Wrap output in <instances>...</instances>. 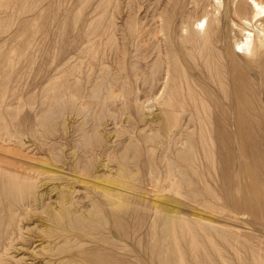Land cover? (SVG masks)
<instances>
[{"label":"rangeland","instance_id":"1","mask_svg":"<svg viewBox=\"0 0 264 264\" xmlns=\"http://www.w3.org/2000/svg\"><path fill=\"white\" fill-rule=\"evenodd\" d=\"M28 1V8H24L22 0H0V125L3 128L5 123L11 132L27 129L26 135L20 140L17 139V143L23 145L21 148L26 149L25 152L35 154V158H47L48 163H32L43 172L39 174L34 193L25 194L21 196L23 199H20L15 187L0 191V230L9 221L7 211L3 208L5 203L31 204L28 215L22 218L17 212L10 215L13 221L9 224L8 234L15 239V246L5 253L4 248L0 246V264H101V261L110 264H178L179 254L168 233L162 230L163 219L155 227L150 226L149 217L139 224L136 223L143 208L142 199L138 196L153 195L154 188L148 178L149 164L155 163L154 166L162 169L161 155L167 141L158 145L156 141L152 142L157 156L148 157L143 145L147 137L163 139V134L158 136L151 132L150 128H178L180 122L191 128H197L199 125L190 112L191 105H187L190 104L188 98L185 101L186 109L177 114V119L172 120L168 117L172 108L170 102L157 104L149 100L147 104L142 95L151 88L155 94V91L161 88V70L154 73L152 68L157 67L159 63L157 45L163 37L162 33L157 34V29L166 19L175 23L173 25L176 36L184 38L177 40L180 48L175 57L179 65L185 67L188 79L195 81V90L199 91L203 86L204 68L200 60L190 57L187 49L190 45L186 41V35L190 25L202 13V6L208 1L214 3V0H112L108 11L101 7L105 27L110 23L111 29L116 32L117 42L112 45L106 44V40L101 39L97 33L101 26L97 22L99 16L95 12L97 5H92V2L97 3L100 0H91L78 17H75L77 10L74 4L79 9L81 0ZM214 6L221 12L224 11L223 4L220 7L216 3L209 5L208 10L213 11L210 7L214 9ZM230 15L231 13L227 18L229 21L221 16L225 18H222L223 22L221 20L222 36L227 34L222 38L220 46L225 51L234 46V39L242 37L244 29L257 33L253 27L244 23L249 14L242 17L233 13ZM213 16L216 17L217 14ZM135 29L137 32L133 36ZM172 56L163 58L170 63ZM247 58L242 53L227 57V63H230V91L236 86L242 91V95L245 93L248 97V101L242 99L237 108L229 114L230 122L233 121L231 124L234 126L238 122L240 128H228L237 132L242 129V136L252 126L264 131V104H259L257 97L253 96L254 91H249L253 88L250 79L254 75L257 86L261 88L260 92L264 91V72L261 73L260 82L256 74L262 70L254 67L251 71L247 65L250 58ZM103 67H107L108 71L102 80L100 74ZM127 74L129 78L124 80ZM55 81L58 82L57 86H54ZM128 81L129 88L134 87L136 91V88L140 87V99L136 101L134 98V101L126 100L124 96L109 97V87L119 93L122 86L127 88ZM98 82H102L100 86L97 85ZM58 91L59 95L56 93ZM217 95L219 96L218 92ZM105 98L108 99L101 105ZM219 98L220 100H217L214 95V98L209 99V105L220 106L222 99L220 96ZM261 98L264 103V95ZM231 100V106L234 107L235 97ZM214 109V113L208 111L207 115L203 116L211 127L216 118H222L221 112ZM219 127L221 128H216ZM2 154L5 155L0 151V157ZM13 154L9 153V159H17L12 158L16 156ZM84 160L91 168L90 178L79 182L68 175V172L79 173L81 162ZM248 161L252 162L249 156ZM220 166L218 161L212 164L210 159H202L203 180L209 187L220 183L214 173ZM131 170L133 172H130ZM159 176L162 177L161 174ZM192 177L195 175L187 174L182 179L186 184V180ZM5 178V174L0 172V186L4 184ZM109 179L115 180L114 182L124 180L125 184L134 185L133 189L124 191L125 187L119 185L120 187H117L120 189L111 188L116 194L105 193L101 191L100 186L105 183L104 180ZM256 181L260 184L259 193H252V204L259 206L264 198V183H261L262 179L259 177H256ZM95 184L99 191L95 190ZM201 192L199 198L213 208L223 207L225 204L218 191L208 195L201 188ZM162 204L170 209L178 206L176 202L167 200L162 201ZM205 205L203 203V206ZM221 213L225 215L227 209ZM52 218L53 222L50 221ZM17 219L22 221L19 223ZM219 219L224 220L221 217ZM19 226L22 235L28 240L24 236L17 240ZM244 226L246 231L253 230L251 223L249 228ZM154 230L158 232L154 234ZM207 232L211 234L214 242L208 241L200 232V244L196 248L192 247L188 237L180 235L186 263L226 264L217 253L218 247L229 264H239L235 252L226 242L224 233L218 236L213 230ZM31 238L39 239L36 248L35 243L31 245ZM8 240L7 237L4 242ZM53 253L57 255L52 256ZM245 255L248 256L243 253V257Z\"/></svg>","mask_w":264,"mask_h":264},{"label":"bare ground","instance_id":"2","mask_svg":"<svg viewBox=\"0 0 264 264\" xmlns=\"http://www.w3.org/2000/svg\"><path fill=\"white\" fill-rule=\"evenodd\" d=\"M90 1L91 0H81V7L79 9L77 8L76 4H74L75 10H77V12L75 13V17H78L83 13L84 7ZM199 1L200 0H198L197 2ZM28 3V0H22L24 8H28ZM214 3H216L220 7L223 4L224 11L221 12V10H218V8L215 6L213 7L214 9L210 7V9L213 11H209L208 6H213ZM214 3L211 4V1H208L206 5L202 6V13L200 14V16H198L197 19H195L194 23L190 25L188 35H186V41L190 45L187 48L190 57L193 60H200L201 65L204 68V70H202L203 86L200 87L199 91L193 88L195 81L193 79H188V74L185 67L183 65H179L178 59L177 57H175L178 53V49L180 48L179 44H177V40H179L181 36H176L175 28L173 25L174 22L172 20L166 19L164 20L165 22H163V24L157 29V34L159 35V33H162L164 39L163 37L162 39L158 38L159 43L157 45V48L159 49L158 54L160 58L157 67L154 66V68H152V72L155 73L158 70H161L159 80H162V83L161 88L157 89L155 91V94L153 93V90L151 88L150 91H147L142 95V97L146 98L144 102H147V104L149 100H153L154 103L157 104H168L170 102L172 108L168 112V117L173 120V118L177 119L176 117L178 113H181L184 111V109H186L185 101L188 98L190 104L187 105H191L192 108L190 112H192V115L195 116L197 124L200 127L198 126L197 128H191V126H188L187 124L183 125L180 122L178 128H150L151 132H155L154 134H157L158 136H161L163 134V139L159 140L157 139V137L151 138L152 136L145 138L146 140L143 148L146 150L148 157L155 155V145H153V141H156V145L163 142L165 143V141L167 142L164 148V153L161 155L163 163L162 169L154 166L155 163L154 165L149 164L148 178L154 188L153 195L149 196L151 198L138 196L139 199H142L143 203H141V205L143 208L140 207L142 208V210L137 216L136 223L139 224L142 220L149 217L151 219L150 226L155 227L158 222L163 219L164 221L162 223V230L168 233L176 249V252H178L179 254L178 264H187L182 254L180 235L188 237L192 247L196 248L200 244V232L204 234L208 241H210L211 243L214 242L211 234L207 232L208 230H213L218 234V236H220L221 233H224L226 242L228 246L235 252L239 264H264V198L262 199V202H260L259 206L252 204V193L257 195L259 193L258 190L260 187V184L256 181V177L261 178V183H264V131H262V129L260 128L255 129L253 128V126H250L251 128H248L245 132V135L242 136V129H239V131L237 132L236 130L234 131L228 128L229 126L240 128V123L238 122L235 123L234 126L233 123L231 124V122L233 121L230 122L229 114L231 111L237 108V104H239L242 99L248 101V97L245 93L244 95H242V91L236 88V86H234L232 92L230 91V73L228 70L230 63H227V57L232 55L238 56V53H242V55L244 54L246 58H250L249 62L247 61V65L251 71L254 70V67H257L258 69L260 68L262 70H260L261 72H259L258 75L256 74L259 80L262 79L261 73L264 72V0H214ZM95 4L97 5L95 12L99 16L97 22L101 26V29L97 33L101 39L106 40V44H115L117 42L116 32L111 29V27L109 26L110 23L106 24L105 27V17L104 15L101 16V7L104 10L108 11L110 5L112 4V0H102V2L100 0L97 3H95V1L92 2V5ZM229 13H231V15L233 13L234 15L241 17L245 16V14H249L248 18L245 17L244 23L247 26H251V28L253 27L257 33L255 34L254 32L244 29V33L241 35L242 37H239V39L237 40L234 39V46L230 47L229 51H225L224 48H221L220 46L222 38L227 34L226 33L224 36H222L223 32L221 28V20L222 18H226L227 20V18L229 17ZM213 14H217V16L212 17ZM221 16H224L225 18ZM253 23H258V25L255 26ZM116 31L118 30L116 29ZM136 32L137 29H135V32H132V35L134 36ZM163 42L165 44H163ZM182 42H184V40ZM118 53H120V49H118ZM169 55H173L171 57L172 61L170 63L163 58V56L168 57ZM107 71V67L102 68L100 74V78L102 80ZM128 75L129 74L124 76L123 79H128ZM255 78V75L251 76L250 80L253 88L252 90L249 89V91H254L252 92L254 93L253 96H256L259 104L262 105L264 103L261 97L262 95H264V91L260 92L261 88L257 86ZM78 81H80V79ZM246 81L248 82V80H245V82ZM100 83L102 82H98L97 85H99ZM57 85L58 82L55 81L54 86ZM129 85L130 83L128 81L127 88H124V86H122V90L119 93H116L112 87H109V97L113 98L117 96H124L126 100H134L135 98V100L137 101L138 99H140V87L136 88L135 91L134 87L129 88ZM204 86L206 87L204 88ZM216 91L219 93V96L222 99V104H220V106L217 105L215 107H212V105H209V99L214 98L215 95L217 100H220ZM56 93L57 95H59L60 92L58 91ZM233 96L235 97L234 107L231 106V98ZM108 98L103 99L101 101V105H104L105 101ZM214 108L218 109L221 112L222 118L220 117L221 119L219 120H217L216 118L213 122L214 127H211L208 123H206V119H204L203 116H206L208 111L214 113ZM261 108L263 107L261 106ZM254 114L256 113L254 112ZM94 118L97 119V116H95ZM250 122L251 121H249V123ZM3 125L5 128H2V125H0V151H2V153H5V155L2 154L3 156L0 157V172L5 174L6 178L4 184L0 186V191H5L9 187H15L18 189L20 199H23V197L21 196H24L25 194L29 195L35 192L39 174H43V172L40 171L41 169L39 168V170L35 168L32 163H35L37 161L48 163V159L45 157L35 158V154L25 152L26 149L23 150L21 148V146L23 145L21 143H17V139L20 140L23 135H26L27 129L11 132L10 128H7L5 123ZM218 126H221V128H216ZM173 147L175 150H173ZM9 153H14L13 155L16 156H12V158L17 159H9ZM215 156H217L218 159L215 160ZM248 156L249 158H251L252 164L248 161ZM203 158L210 159L212 164L215 161H218L221 164L219 169L214 170L215 175L218 177V179H220V183L217 182V185L215 187H209L206 181L203 180L204 172L201 168ZM172 161H174L175 163H172ZM208 166H210L209 161ZM130 172L133 171L131 170ZM90 173L91 168L86 160H84L83 162H81L79 173L78 171L68 172V175L77 179L79 182H84V180L86 181V179L90 176ZM191 173L194 174L195 177L186 180L185 184V180H183L182 177L187 174L192 175ZM160 174L162 175V177L159 176ZM127 176L128 174L126 173L125 177ZM252 176H254V178ZM246 177L247 179L245 180ZM114 181L109 179L104 180V182L107 184L103 183L101 185L100 183L101 191L105 193H115L113 192V190H111V188L118 189L120 187L119 185L125 187L124 191L133 189L134 185L125 184L124 180H119V182ZM97 187L98 186L96 185L95 190H97ZM124 187L122 188L124 189ZM201 188H203L205 193H207L208 195L213 194L215 191H218L222 195L221 200L225 201L223 207L213 208L212 205L207 204L205 200H201L199 198V196L202 194ZM142 194L145 195L144 192ZM166 200L176 202L178 206H174L175 209L167 208V205L165 206L164 204H162V201L164 202ZM203 203H205L206 205L203 206ZM137 205L138 207L140 206V204ZM3 208H5V210L7 211V216H9L7 217L9 220L8 223L4 224L5 226L3 225L4 227H2L0 230V246L4 248L3 253H5V251L9 250L10 248L12 249L15 246V239L12 235L8 234V230L10 228L9 224L13 221V218L10 215L15 212H17V215L21 216V218L28 215V213L30 212L31 204L21 202L20 205H16L14 203L12 205L9 202L7 204L5 203L3 205ZM225 209H227V213L225 215H222L223 213L221 212ZM56 215L57 212L54 213V217H56ZM218 216H220L224 220H220V217ZM53 218L50 221L53 222ZM240 219H242L241 222ZM17 220L19 221V223L20 221H22L19 219ZM249 223L253 225L252 231H246L247 228H244V225H247L246 227H248ZM21 231L22 230L19 226V237L17 238V240L22 239L24 236L22 235ZM156 232L158 231L154 230V234H156ZM7 237L9 239V242H4V239H7ZM25 237L26 236H24V238ZM31 239V245L35 243L36 248L39 245L36 244L39 239ZM215 246L217 247L218 245L215 244ZM217 253L222 262L229 264L222 256V251L218 247ZM243 253H247L248 256L245 255L243 257ZM56 255L57 253L52 254V256ZM101 264H110V262L101 261ZM163 264L172 263L164 262Z\"/></svg>","mask_w":264,"mask_h":264}]
</instances>
